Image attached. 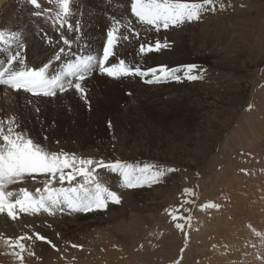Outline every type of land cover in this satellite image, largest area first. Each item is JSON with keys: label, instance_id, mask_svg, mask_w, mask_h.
<instances>
[{"label": "rangeland", "instance_id": "obj_1", "mask_svg": "<svg viewBox=\"0 0 264 264\" xmlns=\"http://www.w3.org/2000/svg\"><path fill=\"white\" fill-rule=\"evenodd\" d=\"M11 1L3 9L0 8V11L5 9L0 12V30L9 32L7 22L10 16H21L23 21L18 24V30L21 29V33L23 30L27 36L11 51H20L24 57L26 39L36 32L25 33V26L40 24L42 18L48 19L44 7L48 6L46 9L51 10L52 5L56 9L57 6L48 0H39L42 10L35 11L43 14L36 16L32 14L28 2L24 7L20 0ZM79 1L71 0L72 15L63 19L64 27H54L52 36L38 26V36L49 39L46 42L49 47L43 48L42 58L34 57L36 59L30 61L31 67H40L48 62L51 65L50 73L57 74L63 72L66 65L74 63L79 55H101L106 30L117 19L120 20L118 0H99L101 7L104 3H113L116 8L113 10L114 23L109 21L102 25L103 28L96 27L100 34L97 38L102 37L103 45L102 48H92L90 52L84 43L89 41L88 28L95 18L102 16L105 5L104 11L96 6L86 12L95 0L88 3ZM124 1L122 13L125 20L122 22L127 24L131 20V26L140 33V39L131 37L121 41L118 55L110 58L109 63L124 59L129 64L141 67L142 61L155 56L159 69L162 66L168 68L161 57L169 56L172 52L179 54L182 59L205 57L207 61L200 58L201 62L192 64L196 66L194 74H198L199 79L187 82L186 79L162 80L148 84L146 80L152 79L151 75L144 79L139 76L113 79L93 72L81 82L87 100L82 99L74 89L58 93L55 97H32L24 91H18V103L12 115L9 116L4 108H0V120L14 118L18 125L17 131L25 133L50 152L64 151L105 162L119 160L137 168L156 166L152 171H175L166 172L158 183L150 187L145 184L142 187L125 188L120 186L118 174L100 168L98 179L120 196L119 204L109 202L106 210L88 213L65 209L55 215L21 214L16 221L6 214H0V219H4L0 222V234L15 240L38 232L51 241L48 244L34 237L22 240L21 243L25 245V251L20 253L23 264H80L77 255L85 251L84 257H91L89 264H177V261L179 264H237L240 261L253 264L255 260L256 264H263L264 0H214V4L209 6L214 10L204 12L198 20L184 23L185 26L176 27V31L184 32L197 27L196 42L189 40L185 50L179 46V36L182 34L178 35L177 32L175 35L178 37L173 36L175 27L156 32L140 25L131 15L129 0ZM7 12L9 14L3 17ZM236 17L241 19L237 20ZM1 22L5 25H1ZM76 24L80 31L69 30L68 25ZM133 25H137L138 30ZM121 30L128 34L123 27ZM141 30H145L146 34ZM203 36L205 40L199 38ZM67 39L68 48L64 43ZM156 40L168 41L169 47L145 55L139 54L140 44L154 43ZM205 41L208 43L203 45ZM19 44H23L22 49L18 47ZM60 49L65 51L60 53L62 59L59 61L55 56ZM49 54L54 56L50 57ZM0 55L7 58V54ZM223 58L237 61L238 65L230 67L229 61ZM26 63L29 65L28 61ZM188 65L191 64H180L173 69H184ZM177 75L182 73L177 72ZM182 86L188 90L184 91ZM2 87L0 85V99ZM216 112H219L220 117V113L224 112V119L217 118ZM123 146H126V153L121 151ZM45 179L43 176L35 179L25 177L22 183L12 184L8 190L18 192L26 188L35 192L37 188H43ZM185 189H191L194 194H185ZM185 200L191 203H182ZM208 203L216 204L218 208L203 207ZM166 210L191 219L173 221ZM176 223L185 225L183 231L175 227ZM86 243L89 247H86ZM47 251L55 253L56 260L46 261L44 252ZM18 252V247L5 245L0 239V264H22L14 254ZM30 252L34 255H30Z\"/></svg>", "mask_w": 264, "mask_h": 264}, {"label": "snow or ice", "instance_id": "obj_2", "mask_svg": "<svg viewBox=\"0 0 264 264\" xmlns=\"http://www.w3.org/2000/svg\"><path fill=\"white\" fill-rule=\"evenodd\" d=\"M27 2L34 9H41L39 0H27ZM48 2L57 6L56 16L61 21L60 26L64 27L63 19L71 14V0H48ZM129 3L131 15L135 17L136 22L156 32L198 20L204 12L214 10L209 7L214 4V0H129ZM32 14L40 16L43 12L34 11ZM131 25V20L127 24L116 20L107 32L106 43L99 57L91 55L79 57L74 63L66 65L63 72L57 74L50 73L49 63L40 67H31L20 51L12 53L14 45L18 44L19 33L0 30V54H7L6 59H0V85L17 92L22 90L33 96L45 97H55L58 93L63 94L74 89L81 94L82 99L87 100L86 90L81 82L93 72H99L113 79L134 76L143 78L151 75L153 78L147 80V83L181 79L194 81L200 78L198 74H194L195 65H188L184 69H169L162 66L159 69L145 71L124 59L109 63L110 58L118 55L117 49L121 41L129 40L131 37L140 39V33ZM68 27L69 30H79L78 24ZM122 27L128 34L121 30ZM64 43L69 44V41L65 40ZM18 46L23 48V44ZM167 47H169L168 41L156 40L154 43H143L139 46V54L145 55ZM63 52L64 49L59 50V53ZM59 53L55 56L57 60L60 59ZM177 72H181L182 75H177ZM17 127L14 118L7 121L0 120V214H6L13 221L18 220L21 214L55 215L65 209L70 212L88 213L106 210L109 202L119 204L120 196L98 179L100 168L118 174L121 178L120 186L125 188L142 187L145 184L150 187L153 183H158L166 172L175 171V169L152 171L151 169L156 166L137 168L121 161L105 162L64 151L50 152L25 133L17 131ZM37 176L46 179L43 188H37L35 192L26 188H21L18 192L8 190L12 184L22 183L25 177L35 179ZM73 181L76 183L73 184ZM56 184L60 186L55 187ZM65 184L67 186H64ZM184 193L194 194L191 189H185ZM182 203H191V201L185 200ZM203 207L211 209L218 208V205L208 203ZM166 211L173 221L191 219ZM175 227L183 231L185 225L176 223ZM33 237L35 240L51 244L46 236L38 232L15 240L4 238L3 234H0V239L5 245L19 248L20 252L14 254L22 264L23 256L20 253L25 251V245L21 241L31 240ZM72 247L78 246L72 245ZM29 254L34 255L31 252Z\"/></svg>", "mask_w": 264, "mask_h": 264}, {"label": "bare ground", "instance_id": "obj_3", "mask_svg": "<svg viewBox=\"0 0 264 264\" xmlns=\"http://www.w3.org/2000/svg\"><path fill=\"white\" fill-rule=\"evenodd\" d=\"M18 1V0H17ZM21 1V3L22 4H24V7H25V5L27 6V0H20ZM19 1V2H20ZM23 1V2H22ZM74 1V0H73ZM77 1H79V0H77ZM81 1V0H80ZM79 1V2H80ZM91 2V0H85V2L86 3H88V2ZM93 1V0H92ZM11 3L12 1L11 0H0V8L1 9H3L4 7H6L7 6V4L8 3ZM15 2H16V0H15ZM78 2V3H79ZM48 3V2H47ZM81 3H83L82 1H81ZM118 3H119V6H120V8H119V10L118 11H120V14L118 15V18L121 20V21H123V20H125L124 19V15H123V13H122V10H123V8L125 7V1L124 0H118ZM254 3V2H253ZM15 4V3H14ZM18 4V3H17ZM249 4V3H248ZM251 4V3H250ZM249 4V5H250ZM21 5V4H20ZM104 5H105V11H104V9H103V7H104ZM104 5H103V7H101V2L99 1V0H95L94 1V3H91L90 5H89V7H88V9L86 10V12L87 11H89V9H91V8H94V7H96V6H98V8H102V11H104V13L102 14V16L101 17H99V18H95V21H93V23H92V25H91V27H89L88 28V33L90 32V36L88 35V42L87 41H85L84 43H86L87 44V47H86V49L90 52V51H92V48H94V49H96V48H102V45H103V40L101 39V38H97L98 36H100V34L98 35V31L99 30H96V27L97 26H100V28L102 27V25L106 22H109V21H111V22H113V18H114V15L113 14H115V12L113 13V10H114V8L115 7H113V3H104ZM13 6H15V5H13ZM53 6L54 5H52L51 6V10H49V11H47L46 13H47V18L48 19H45V17L44 18H42V21L40 20V24H39V22L37 23L38 25H27V26H25L26 27V32L25 33H29L30 32V34H32V31L34 32V31H36V32H34V34H32L28 39H26V50H25V53H24V58L26 59L25 61H28V63H29V66H31V60L32 61H34L33 59H38V58H42V55H41V52L43 51V48H45V47H49V45L48 44H46V42H47V40H49V39H47L45 36H42V37H40V36H38V26H41L43 29H45V31H44V33H46V34H48V35H50V36H52V34L55 32L54 30H55V28L57 27H59L60 26V19L56 16L55 17V14L57 13V11H58V9H56V8H53ZM84 6H86L85 4H84ZM48 7V6H47ZM47 7H44L45 9L47 8ZM17 8V7H16ZM19 8V7H18ZM43 8V9H44ZM78 8V7H77ZM97 8V7H96ZM100 8V9H101ZM31 11L32 12H34L35 11V9L33 8V6H31ZM50 9V8H49ZM116 9V8H115ZM5 10V9H4ZM4 10H1V11H4ZM11 10V9H10ZM13 10V9H12ZM21 10V9H20ZM42 10V9H41ZM92 10V9H91ZM0 11V12H1ZM29 11V10H28ZM15 12V11H14ZM21 12H23V11H21ZM31 12V13H32ZM10 13H11V11H10ZM13 13V12H12ZM20 13V12H19ZM9 14V12H7V13H4V15H3V17H5L6 15H8ZM248 14V13H247ZM29 15V14H28ZM72 15V14H71ZM249 15V14H248ZM251 15V14H250ZM14 16L15 15H13V16H10V18H9V21L7 22V25L9 26L8 28H7V30H10L9 32H16V33H18L19 32V41L18 42H22L21 40L23 39V40H25L24 39V36H27V35H24V32H23V30H22V33H21V29H19L18 30V28H20L19 27V25H20V23L23 21V20H21L20 18H21V16H19V15H17L15 18H14ZM28 16L26 15V18H27ZM42 17V16H41ZM117 17V16H116ZM248 17V16H247ZM2 18V17H1ZM25 18V17H24ZM37 18V17H36ZM35 18V19H36ZM40 18V17H39ZM83 18V17H82ZM84 18H85V16H84ZM237 18V17H236ZM239 18V17H238ZM238 18H237V20H238ZM20 19V20H19ZM30 19H31V15H30ZM38 19V18H37ZM66 19V18H65ZM116 19V18H115ZM239 19H241V18H239ZM246 19V18H245ZM249 19H251V17H249ZM253 19H255V18H253ZM29 20V19H28ZM27 20V21H28ZM32 20V19H31ZM49 20H50V22H49ZM54 21V23H53V21ZM78 20V19H77ZM84 20H86V18L84 19ZM83 20V21H84ZM118 20V19H117ZM248 20V19H247ZM1 21H3V20H1ZM90 21V20H89ZM115 21V20H114ZM129 21V20H128ZM249 21V20H248ZM5 22H6V20H5ZM9 22H10V24H9ZM76 22V21H75ZM125 22V21H124ZM123 22V23H124ZM247 22V21H246ZM2 24L1 25H3L4 23L3 22H1ZM35 23V22H34ZM42 23V24H41ZM76 23H78V22H76ZM114 23V22H113ZM19 24V25H18ZM27 24V23H26ZM5 25V24H4ZM3 25V26H4ZM82 25V24H81ZM106 25V24H105ZM249 25H251V23H249ZM253 25V24H252ZM21 26L23 27L24 26V22L21 24ZM83 26V25H82ZM133 26H135V28L138 30V28L136 27L137 25H133ZM183 26H185V25H183ZM194 26H197V24H194ZM245 26H247V24L245 25ZM55 27V28H54ZM104 27V26H103ZM102 27V28H103ZM180 27H182V26H180ZM249 27V26H248ZM253 27H254V25H253ZM106 28V27H105ZM104 28V29H105ZM147 28V27H146ZM188 28V27H187ZM186 28V29H187ZM2 29V28H1ZM62 29V28H61ZM107 29V28H106ZM149 29V28H148ZM197 27H194L193 28V30L191 29V30H185L186 32H184V31H180V30H178V31H176V27L174 28V30H172L173 31V36H177V35H175L177 32H178V35H180V34H182V35H180L179 36V38H180V45L179 46H181V47H183V49L185 50L186 49V46H188L189 44L187 43V42H189V40L191 41V42H196V36H197ZM17 30H18V32H17ZM64 31H65V29H64ZM66 31H68L67 29H66ZM78 31H80V30H78ZM141 31H143V30H141ZM145 31V30H144ZM143 31V32H144ZM176 31V32H175ZM199 31V30H198ZM171 32V31H170ZM184 32V33H183ZM196 32V33H195ZM236 32V31H235ZM258 32V31H257ZM60 33V32H59ZM67 33H69V32H66V34ZM71 33V32H70ZM69 33V34H70ZM77 33V32H76ZM79 33V32H78ZM145 33V32H144ZM240 33V32H239ZM40 34V33H39ZM64 34V33H63ZM102 34V33H101ZM143 34V33H142ZM146 34V33H145ZM238 34V33H237ZM241 34V33H240ZM253 34V33H252ZM61 35V34H60ZM82 35V34H81ZM28 36H29V34H28ZM58 36V35H57ZM62 36V35H61ZM60 36V37H61ZM64 36V35H63ZM84 36V35H83ZM69 37V36H68ZM80 37V36H79ZM150 37V36H149ZM168 37V36H167ZM178 37V36H177ZM177 37H175V38H177ZM192 38V39H189V38ZM241 37H242V35H241ZM240 37V38H241ZM64 38V37H63ZM74 38V37H73ZM76 38H77V36H76ZM81 38V37H80ZM79 38V39H80ZM154 38H157V37H154ZM195 38V39H194ZM199 38H203V40H205L206 39V37L205 36H203V37H199ZM56 39L58 40V38L56 37ZM56 39H54V40H56ZM66 39V38H65ZM78 39V38H77ZM149 39V38H148ZM68 40V39H67ZM72 40V39H71ZM105 40V39H104ZM151 40V39H150ZM200 40V39H199ZM59 41V40H58ZM52 42V41H51ZM55 42V41H54ZM60 42V41H59ZM75 42V41H74ZM76 42H78L77 40H76ZM146 42V41H145ZM148 43V42H147ZM177 43V42H176ZM208 42L207 41H205L204 43H203V45H206ZM60 43H58L57 45H59ZM61 44H63V43H61ZM191 44V43H190ZM54 45V44H53ZM66 45V44H65ZM64 45V46H65ZM68 45V44H67ZM67 45H66V47H67ZM77 45V44H76ZM15 46H17V45H14V47ZM82 46V45H81ZM85 46V45H84ZM19 47V46H18ZM18 47H17V49H18ZM61 47V46H60ZM65 47V48H66ZM193 47V46H192ZM64 48V49H65ZM68 48V47H67ZM194 49H198V48H194ZM200 49V48H199ZM14 50V49H13ZM51 50V49H50ZM53 50V49H52ZM70 50V49H69ZM65 51V50H64ZM165 51V50H164ZM80 52V51H79ZM102 52V51H101ZM161 52V51H160ZM204 52V51H203ZM45 53V52H44ZM43 53V54H44ZM48 53H50V52H48ZM55 53V52H54ZM60 54V53H59ZM94 54V53H93ZM50 55V54H49ZM76 55V54H75ZM54 55L52 54V56L50 55V57H53ZM94 56V55H93ZM34 57H36V58H34ZM61 57V56H60ZM68 57V56H67ZM153 57H155V56H153ZM153 57L151 56V57H149L148 59H145L144 61H142V65H141V68H142V70H145V71H147V70H150V69H158V66H159V64H158V58L157 57H155L156 59H153ZM238 57H239V54H238ZM161 58H164L165 59V63H167L168 64V68L169 69H173L175 66H178V65H180V64H193L194 62L195 63H198V62H201V60L202 61H207L208 59L207 58H205V57H203V58H201V60H200V58H198V57H193V58H191V59H186V58H184V59H182V58H180L179 57V54H173V52L171 53V54H169V56H163V57H161ZM230 58V57H229ZM229 58L227 59V58H223V60H228L229 61V63H228V65L230 66V67H236L237 65H238V63H237V61H230L229 60ZM62 59V58H61ZM60 59V60H61ZM233 59H234V55H233ZM59 60V61H60ZM75 60V59H74ZM183 60V61H182ZM237 60V59H236ZM55 61V60H54ZM46 62H47V60H46ZM204 62H202V63H204ZM35 63V62H34ZM36 63H38V61L36 62ZM48 63V62H47ZM64 63H66L65 61H64ZM205 64V63H204ZM162 65H163V63H162ZM224 65V64H223ZM51 66V65H50ZM145 67V68H143V67ZM243 66V65H242ZM247 66V65H246ZM34 67H36V66H34ZM177 69H180V67L178 68V67H176ZM175 68V69H176ZM92 75V74H91ZM90 75V76H91ZM88 78H89V76H88ZM133 78V77H132ZM148 78H150V77H148ZM153 78V77H152ZM106 79V78H105ZM121 79V78H120ZM142 79H144V78H142ZM90 82H91V80H89ZM88 81V82H89ZM111 81V80H110ZM109 81V82H110ZM125 81H126V79H125ZM145 81V80H144ZM147 81V80H146ZM184 81V80H183ZM89 82V83H90ZM113 82H115V81H113ZM186 82H187V79H186ZM112 83V82H111ZM126 83V82H125ZM155 83V82H154ZM184 83H185V81H184ZM183 83V84H184ZM115 84H117V83H115ZM149 84V83H148ZM89 85V84H88ZM121 85V84H120ZM185 85H187V84H185ZM109 86V85H108ZM111 86V85H110ZM183 87V86H182ZM3 88V94H1L2 95V98L0 99V108H4L5 110H6V113L10 116V115H12L11 113H12V110H14L15 109V107H16V105H17V103H18V100H17V98L16 97H18L19 98V93L17 92V91H14V90H12V89H10V88H8V87H6V86H3L2 87ZM90 88V87H89ZM109 88H111V87H109ZM151 88V87H150ZM108 89V88H107ZM183 89H184V91L187 89V87L186 86H184L183 87ZM105 90H106V88H105ZM175 90V89H174ZM188 90V89H187ZM110 91V90H109ZM112 92V91H111ZM160 92V91H159ZM139 93V92H138ZM110 94V93H109ZM81 95V94H80ZM111 95V94H110ZM142 96V95H141ZM113 98H114V96H113ZM21 100H22V98H21ZM31 100V99H30ZM116 100H117V98H116ZM75 101V100H74ZM83 101V100H82ZM30 103V102H29ZM136 103V102H135ZM130 106H132V105H130ZM129 106V107H130ZM180 106V105H179ZM129 107H127V108H129ZM136 107V106H135ZM53 109V108H52ZM83 109V108H82ZM131 109V108H130ZM136 109V108H135ZM187 109V108H186ZM129 110V109H128ZM130 111V110H129ZM135 111V110H134ZM142 111V110H141ZM22 112H23V110H22ZM25 112V111H24ZM79 112V111H78ZM220 112V111H219ZM219 112H216L215 114H216V117L217 118H219L220 120H223L224 119V117L222 116V114L224 113V112H222V113H220L221 114V117H220V115H219ZM26 113V112H25ZM143 113V112H142ZM70 114V113H69ZM131 114V113H130ZM146 114V113H145ZM148 114V113H147ZM153 114V113H152ZM224 115V114H223ZM153 116V115H152ZM12 117V116H11ZM223 117V118H222ZM8 119V118H7ZM22 119H24V118H22ZM22 119H21V121H22ZM76 119V118H75ZM25 121H27V118L25 117V119H24ZM23 120V123L25 122ZM219 120V121H220ZM81 121V120H80ZM24 124H26V123H24ZM23 125V124H22ZM154 128V127H153ZM92 132V131H91ZM157 134V133H156ZM83 137V136H82ZM152 137V136H151ZM125 144V143H124ZM125 148H126V146H123L122 147V149H121V151H124L125 153L127 152V150H125ZM176 148V147H175ZM202 149V148H201ZM176 150V149H175ZM199 152V151H198ZM121 153V152H120ZM128 154V153H127ZM127 154H125V155H127ZM199 156V155H198ZM127 158V157H126ZM119 161V160H118ZM260 183V182H259ZM258 183V184H259ZM247 186V185H246ZM254 189V188H253ZM243 190V189H242ZM258 191V190H257ZM262 192V191H261ZM260 192V193H261ZM258 193V192H257ZM256 193V194H257ZM256 198H258V195H257V197ZM238 200V199H237ZM257 200V199H256ZM238 202V201H237ZM255 206V205H254ZM242 207V206H241ZM263 209V208H262ZM233 210V209H232ZM256 210V209H255ZM264 213V212H263ZM262 213V214H263ZM258 219H259V217H257ZM4 220V219H3ZM3 220H1L0 219V222H3ZM238 220H241V219H238ZM24 222H25V220H24ZM222 222H224V221H222ZM261 222V221H260ZM232 223V222H231ZM3 224V223H2ZM225 224H226V221H225ZM0 225H1V223H0ZM227 226V225H226ZM225 226V227H226ZM230 226V225H229ZM233 226V225H232ZM259 226V225H258ZM261 226V225H260ZM11 227H13V225H11ZM231 227V226H230ZM240 227V226H239ZM232 229V228H231ZM240 229V228H239ZM238 230V229H237ZM233 231V230H232ZM236 231V230H235ZM239 231V230H238ZM242 231V230H241ZM247 231V230H246ZM226 234V233H225ZM231 234H233V233H231ZM125 235V234H124ZM242 235V234H241ZM238 236V235H237ZM249 236V235H248ZM123 237V236H122ZM250 237V236H249ZM246 238V237H245ZM248 238V237H247ZM246 238V239H247ZM238 239V238H237ZM252 239V238H251ZM236 240V239H235ZM245 240V239H244ZM248 241V240H247ZM239 243V242H238ZM249 244V243H248ZM252 244V243H251ZM242 245V244H241ZM86 247H89V245H88V243H86ZM238 247V246H237ZM243 247V246H242ZM43 248V247H42ZM244 248V247H243ZM245 249V248H244ZM45 250H47V249H45ZM44 250V251H45ZM248 250L252 253V251L250 250V248H248ZM258 250V249H257ZM238 251V250H237ZM48 252L49 251H47V252H44V253H46V254H44L45 255V260L46 261H54V260H56V254L55 253H51V252H49L50 254H48ZM86 252V251H85ZM85 252H82V253H80L79 255H77V258H78V260H79V263L80 264H89L90 263V260H91V257L90 256H88V259L87 258H85L84 256V254H85ZM88 252V251H87ZM257 252H260L259 250L257 251ZM236 253V252H235ZM243 255V254H242ZM247 255V254H246ZM220 256V255H219ZM248 256V255H247ZM254 258V257H253ZM264 258V257H263ZM54 259V260H53ZM246 260V259H245ZM263 260V259H262ZM260 261V260H259ZM45 262V261H44ZM58 262V261H57ZM242 261H240V262H238L237 264H240ZM244 262H246V261H243L241 264H246V263H244ZM253 262V261H252ZM261 262H263V261H261ZM60 263V262H59ZM257 263V261L255 260V262H253V264H256ZM228 264V263H227ZM248 264V263H247ZM264 264V263H263Z\"/></svg>", "mask_w": 264, "mask_h": 264}]
</instances>
